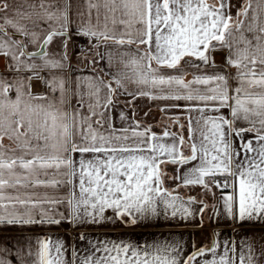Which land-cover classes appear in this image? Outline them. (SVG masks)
I'll use <instances>...</instances> for the list:
<instances>
[{
    "label": "snow or ice",
    "instance_id": "snow-or-ice-1",
    "mask_svg": "<svg viewBox=\"0 0 264 264\" xmlns=\"http://www.w3.org/2000/svg\"><path fill=\"white\" fill-rule=\"evenodd\" d=\"M85 4L84 10L73 11L72 0H22L19 7L14 0H0V56L10 74H0V226L97 224L107 209L135 224L149 214L159 215L158 201L173 217H191L195 198L185 202L163 189L160 164L183 167L192 161L198 163L177 177L185 186L209 191L230 187L222 196L224 215L237 223H264V0H247L235 21L229 0L218 5L208 0ZM73 34L89 43L95 40L94 48L110 41L124 49L122 67L113 75L115 88L99 77L69 81L66 52L55 57L47 48L56 39L66 48ZM220 48L229 49L225 61L235 74L216 65L211 53ZM104 56L111 67L113 54ZM182 61L187 67H181ZM188 68L195 70L191 80ZM34 82L41 91H33ZM130 85L135 91H129ZM117 91L186 102L172 107L188 113L191 155H184V137L175 133L165 131L164 137H171L165 143L150 129L139 131L138 122L116 129L106 112ZM70 95L77 98L75 104ZM222 109H228L230 118ZM120 118L128 119L123 113ZM237 121L249 127H237ZM246 132L255 136L245 140ZM233 135L240 140L239 149ZM6 139L15 147L7 146ZM201 204L202 212L207 205ZM36 239L34 264H76L77 259L80 264H197L207 253L213 258L203 264H237V258L239 264H264V245L257 254L250 238L240 241L238 257L236 245L227 241L186 258L177 244L141 251L111 242L93 245L106 254L102 257H78L72 248L71 260L65 258L62 239ZM0 264L12 261L0 256Z\"/></svg>",
    "mask_w": 264,
    "mask_h": 264
},
{
    "label": "crops",
    "instance_id": "crops-1",
    "mask_svg": "<svg viewBox=\"0 0 264 264\" xmlns=\"http://www.w3.org/2000/svg\"><path fill=\"white\" fill-rule=\"evenodd\" d=\"M19 7L22 0H14ZM75 11L76 8L84 10L86 8L85 0H72ZM208 2L219 4V0H208ZM247 0H229V11L235 21L238 12L246 7ZM251 15V11H249ZM240 20L244 17L239 16ZM3 23V21H0ZM8 34L12 35L13 30L8 28ZM247 35L251 36L250 33ZM18 39L23 40L21 37ZM84 38L86 40L85 51H78L76 48V41ZM101 43L98 48H94L95 40L89 43L87 37L72 35L68 40L65 48L60 39H56L47 48L50 55L59 57L66 52L68 63L70 67L67 69V76L71 82L75 78L85 77H99L105 82H111L112 87H116L113 75L122 67L119 63L120 52L124 49H118V46L112 42ZM215 43V42H214ZM133 49L136 45L131 46ZM143 48V46H141ZM30 51H37L35 47H30ZM106 52L113 54V64L111 67L108 65L107 57L101 58ZM82 53H85L82 55ZM99 54V55H98ZM214 57L215 63L222 66L228 73L235 74L236 69L226 64L225 58L229 55V49L220 48L219 50L211 53ZM189 59V58H186ZM199 63V61H195ZM181 67H187L181 62ZM187 79L193 78L192 73L194 69L188 68ZM0 74L10 75L6 68V59L0 56ZM230 84L235 86V82L230 80ZM36 86L33 88L34 92L41 91V86L34 82ZM129 91H135V86L130 85ZM103 95V92L101 93ZM76 97L70 95L72 104L76 103ZM185 104L184 101L172 100H152L146 96H139L135 98L132 95L122 94L117 91L114 97V105L111 107L110 112L106 115L110 116L112 125L116 129H123L127 127H135L136 122L139 123V131L150 129V133H155L157 137L161 138V142H171V137H164V132L175 133L177 136H183L185 144L182 151L185 156L191 155L189 143V122L188 113L183 108L172 107L173 104ZM225 116H229L228 109H222ZM121 113L128 117L122 120ZM193 116L196 113H192ZM230 118V116H229ZM178 121V123H177ZM181 125L183 127L181 128ZM194 126V125H193ZM237 127H249V125L242 121L236 122ZM244 139H252L255 133H244ZM233 146L237 149L240 148V140L233 135ZM4 143L9 147H15L12 141L5 140ZM243 158V153L241 155ZM198 161H192L183 167L171 163H161L160 171L163 173L162 188L171 192L173 196H180L185 202L189 198H195L196 203L191 205L193 216L183 218L180 214L173 217L171 209L164 210L163 203L158 201L159 215H147L144 218L137 220L135 224L130 223L129 217H124L123 220L118 218L113 209H107L104 213L105 219L97 224L85 223L75 225L66 221H62L59 225H32V226H0V256L6 260H11L12 264H34L37 259L36 252L38 251L37 239L51 238L55 242L58 238L62 239L65 247L68 249L65 252V258L72 259V248H75L78 257L88 255H95V257H102L106 255L103 252H97L93 245L102 247L104 243L123 242L137 247L139 250L147 249L153 251V246H164L166 244H177L181 247L182 257H187L193 251L200 248H211L215 242H219L223 246L227 241L229 246L233 243L236 245L237 257L241 250L240 241L250 238L251 242L255 244L257 254L261 245H264V223H237L235 220L229 219L224 215L222 196L229 194L232 189L211 187V191L201 187L187 185L185 186L182 179L177 177L182 176L188 169L195 166ZM221 178L224 177L220 176ZM220 177H217L220 178ZM231 180V177L228 178ZM207 207L201 212L202 204ZM61 211L65 209L61 208ZM219 212V215H217ZM81 235L85 239H80ZM89 241L92 243L90 244ZM99 242V244H98ZM31 252V255H29ZM222 252L218 249V254ZM231 255V253H230ZM212 254L207 253L203 257L197 258V264H203L206 259H212ZM76 264H80V260H76ZM237 264L239 260L237 258Z\"/></svg>",
    "mask_w": 264,
    "mask_h": 264
},
{
    "label": "built area",
    "instance_id": "built-area-1",
    "mask_svg": "<svg viewBox=\"0 0 264 264\" xmlns=\"http://www.w3.org/2000/svg\"><path fill=\"white\" fill-rule=\"evenodd\" d=\"M76 48L78 51H85L86 49V40L84 38L78 39L76 41ZM219 180L223 181V178H218Z\"/></svg>",
    "mask_w": 264,
    "mask_h": 264
},
{
    "label": "water",
    "instance_id": "water-1",
    "mask_svg": "<svg viewBox=\"0 0 264 264\" xmlns=\"http://www.w3.org/2000/svg\"><path fill=\"white\" fill-rule=\"evenodd\" d=\"M37 51H39V49Z\"/></svg>",
    "mask_w": 264,
    "mask_h": 264
}]
</instances>
